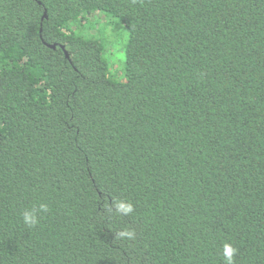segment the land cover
<instances>
[{"label": "trees", "instance_id": "1", "mask_svg": "<svg viewBox=\"0 0 264 264\" xmlns=\"http://www.w3.org/2000/svg\"><path fill=\"white\" fill-rule=\"evenodd\" d=\"M226 243L264 264V0H0V264H225Z\"/></svg>", "mask_w": 264, "mask_h": 264}, {"label": "rangeland", "instance_id": "2", "mask_svg": "<svg viewBox=\"0 0 264 264\" xmlns=\"http://www.w3.org/2000/svg\"><path fill=\"white\" fill-rule=\"evenodd\" d=\"M96 19L99 22H105L106 17L103 15L93 16V19ZM106 34H109L111 43L109 46V51L107 52L108 58L111 60V69L115 78L121 79L123 77V70L125 67V45L128 39V32L122 26H109L105 31ZM113 65V66H112ZM123 69L120 71V69Z\"/></svg>", "mask_w": 264, "mask_h": 264}, {"label": "clouds", "instance_id": "3", "mask_svg": "<svg viewBox=\"0 0 264 264\" xmlns=\"http://www.w3.org/2000/svg\"><path fill=\"white\" fill-rule=\"evenodd\" d=\"M119 208L123 210L124 212H130L132 210V206L130 204H124L120 203ZM40 211H47V205L41 204L40 205ZM23 220L25 224L31 226L34 225L37 222V217L35 210L33 211H25L23 213ZM121 235H124L123 233ZM128 235H131V233H128ZM236 249L231 245L226 243L223 248V258L225 264H233L234 256L236 254Z\"/></svg>", "mask_w": 264, "mask_h": 264}, {"label": "water", "instance_id": "4", "mask_svg": "<svg viewBox=\"0 0 264 264\" xmlns=\"http://www.w3.org/2000/svg\"><path fill=\"white\" fill-rule=\"evenodd\" d=\"M52 47H53V48H55L56 46H55V45H53ZM63 48H64V47H63ZM67 56H68V54H67Z\"/></svg>", "mask_w": 264, "mask_h": 264}]
</instances>
